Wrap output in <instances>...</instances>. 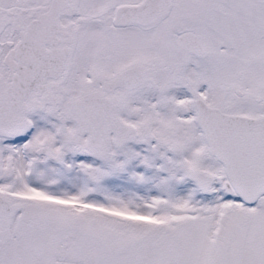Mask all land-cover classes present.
I'll return each instance as SVG.
<instances>
[{
  "label": "snow or ice",
  "instance_id": "snow-or-ice-1",
  "mask_svg": "<svg viewBox=\"0 0 264 264\" xmlns=\"http://www.w3.org/2000/svg\"><path fill=\"white\" fill-rule=\"evenodd\" d=\"M0 264H264V0H0Z\"/></svg>",
  "mask_w": 264,
  "mask_h": 264
}]
</instances>
